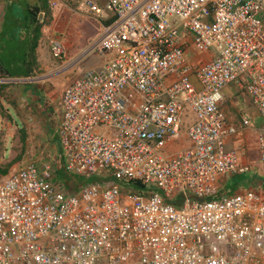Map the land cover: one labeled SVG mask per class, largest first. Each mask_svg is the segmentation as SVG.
<instances>
[{"label":"built area","instance_id":"2783aa9c","mask_svg":"<svg viewBox=\"0 0 264 264\" xmlns=\"http://www.w3.org/2000/svg\"><path fill=\"white\" fill-rule=\"evenodd\" d=\"M65 1L110 14L75 59L102 63L60 96L64 170L87 182L57 186L32 162L0 177V264H264V192L219 195L223 176L264 184V127L251 167L229 144L248 116L221 110L234 84L264 121V2ZM49 48L64 54L59 37ZM183 132L188 146L166 154Z\"/></svg>","mask_w":264,"mask_h":264},{"label":"rangeland","instance_id":"374dc122","mask_svg":"<svg viewBox=\"0 0 264 264\" xmlns=\"http://www.w3.org/2000/svg\"><path fill=\"white\" fill-rule=\"evenodd\" d=\"M3 1L0 0V14L4 12L6 6V3ZM70 12L72 17L69 20L72 21L68 23L69 27H64L65 31L59 30V32H55L54 34H48V37L44 39L39 48L43 64L42 70H36L34 76L30 77L32 79L26 78V81H33V79L37 81L35 82L37 98L35 96L31 97L32 101H26L23 106L21 104L15 105L14 108L17 113H14V110L7 106L5 101L3 104H0L3 111L7 110H4L7 106L8 112L13 117L11 121H4L5 123L7 122L6 125L0 128V168L6 167L9 170H13L25 163L32 162L39 168L48 166L52 170V177L56 176V179L64 180L65 177L72 184L80 185L85 181L87 182V179L66 172L64 175V159L61 155L58 139L60 96L64 87L81 75L79 71L90 70L102 63L104 57L99 54H90L77 65H75V59L80 55L82 49L97 36L100 27L99 23H103V20L82 11L73 12L70 9ZM51 19L44 20L43 26L51 24ZM61 26L60 21L58 28ZM54 37L61 38L64 44V54L60 59H54L50 53L49 40ZM26 81L24 80V82ZM194 83L196 85V82ZM227 89L228 96L224 99L221 110L227 115L229 113L234 117L233 120L236 121L239 120L241 114L248 116L250 125L252 126L244 131L241 142L244 147L240 150L244 161L248 165L255 166L257 160L256 137L264 126L261 127L260 125L261 128L259 127L258 130L253 128V125L262 122L264 124V121L258 116L255 107L243 91L234 84L227 86ZM16 115L19 119L15 117ZM15 119H17L18 128L13 126V120ZM190 120L191 117L186 116L184 126ZM188 144L189 142L183 132L180 138L164 152L169 154L188 146ZM58 169H60V175L55 172ZM2 174L3 171H0V175ZM247 177L251 176L246 174L234 175L232 177L223 176L219 183L220 193L225 192V187L227 188L226 192L229 193L237 192L241 188L246 187L248 184L246 181ZM53 183L57 186L61 184L59 181L56 182L54 178ZM259 184L253 178L251 185L250 183L248 185L253 188H259V190L264 192V184L261 187ZM241 185L243 186L241 187Z\"/></svg>","mask_w":264,"mask_h":264},{"label":"trees","instance_id":"16d2710c","mask_svg":"<svg viewBox=\"0 0 264 264\" xmlns=\"http://www.w3.org/2000/svg\"><path fill=\"white\" fill-rule=\"evenodd\" d=\"M4 1L6 6L3 24L7 26V30L0 33V72L9 78H30L35 73V50L38 47V41L41 37L40 28L43 25L41 19H39L41 9L38 4L29 5L27 0ZM40 3H42L41 8L43 10L45 1H40ZM9 24L10 27L8 28ZM55 172L60 175V169ZM53 178L67 189L73 190L86 183L85 181L80 185H74L65 177L64 180L56 179V176ZM122 185L125 188L137 191H141L142 188L141 185L131 182H124ZM226 191L227 188L225 187V192L219 193V195L228 194L229 192Z\"/></svg>","mask_w":264,"mask_h":264},{"label":"crops","instance_id":"0c3cea01","mask_svg":"<svg viewBox=\"0 0 264 264\" xmlns=\"http://www.w3.org/2000/svg\"><path fill=\"white\" fill-rule=\"evenodd\" d=\"M17 1H20V0H17ZM27 1L29 2V5H31V6H34L35 4L39 5V7L41 9L39 19H41L42 23L44 20L52 18L51 22H50L51 24L41 26V28H40L41 37L38 41V47L35 50V55H36L35 71L40 70V69L42 70L43 64L41 62L42 59L40 57V53H39L40 49L39 48L41 47L44 39L48 37V34H50V33L54 34L55 32H59V30H64L63 29L64 27L65 28L69 27L68 23H70L72 21V20L71 21L69 20L70 17H72V14L70 12V6L66 3L65 0H27ZM40 1L41 2L45 1V8L43 10L41 8L42 3H40ZM261 1L264 2V0H261ZM3 2H5V1H3ZM3 15H4V12L0 14V32H4L7 30V26H5V24H3ZM109 17H110V14H103L99 18L102 19L103 21H105ZM60 21H61L62 26L58 28V23ZM101 24L102 23H99V26ZM9 27H10V24L8 25V28ZM99 30H100V27H99ZM202 58H203V60L206 61V60L211 58V55L206 54ZM10 79H13V82L7 83V84H0V104H3V102L5 101L6 105L11 107L15 113L16 112L15 108H14L15 105L21 104V106H23L26 103V101H30V102L32 101L31 97L35 96V98H37V93H36L37 90H35L37 88L35 85V82H37V81H35V79H33V81L32 80L26 81V79H19V78L18 79L17 78H10ZM27 79H32V78H27ZM15 80H17V81L15 82ZM24 80L26 82H24ZM222 94L224 96V99L228 96L227 87L224 91H222ZM26 105H31V104H26ZM7 106L4 108V110L7 109L6 111H3L2 107H0V128L2 126L6 125L7 122L5 123L4 121H9V120L11 121L13 118L11 113L8 112L9 109L7 108ZM226 116L229 118L231 123H233V124L238 123V120L237 121L233 120L234 117L231 116L229 113H228V115L226 114ZM15 117H17L19 119V117L17 115ZM23 120H24V118H23ZM13 122H14L13 126L18 128L17 127V119L13 120ZM260 125H261V127H263L264 126L263 122L260 124H254L253 128L259 130ZM251 126L252 125H250L249 128H251ZM239 140H241V141H239ZM237 141H238V144H237ZM241 142H242V137L240 139H234V140L232 139L231 141H229V144H231V145L237 144V146L244 147L243 144H241ZM256 151H257V149H256ZM257 157H258V153H257ZM241 159H242L243 163H247L246 161H244L242 156H241ZM250 166H251V164H250ZM251 167H253V166H251ZM0 171H3V174L0 176H4L11 170L7 169L6 167H2V168H0ZM252 178H253V175H252V177H247V180H246L248 182V184L250 183V185L252 183ZM248 184L246 185V187L250 186ZM243 185H241V187Z\"/></svg>","mask_w":264,"mask_h":264}]
</instances>
